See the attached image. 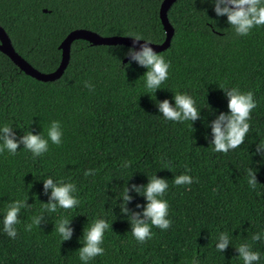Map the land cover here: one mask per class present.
<instances>
[{
	"label": "trees",
	"instance_id": "16d2710c",
	"mask_svg": "<svg viewBox=\"0 0 264 264\" xmlns=\"http://www.w3.org/2000/svg\"><path fill=\"white\" fill-rule=\"evenodd\" d=\"M160 2L0 0V26L48 72L74 28L161 42ZM166 17L163 50L76 38L53 80L0 51V264H264V0Z\"/></svg>",
	"mask_w": 264,
	"mask_h": 264
},
{
	"label": "water",
	"instance_id": "95a60500",
	"mask_svg": "<svg viewBox=\"0 0 264 264\" xmlns=\"http://www.w3.org/2000/svg\"><path fill=\"white\" fill-rule=\"evenodd\" d=\"M173 1L174 0H161L158 8V16L164 30V38L161 42H150L144 39L125 35H100L86 28H74L66 33L58 44V48L60 49V59L56 68L52 71L43 72L33 67L15 51L8 35L0 26V51L3 52L25 74L41 81L53 80L60 76L68 61L70 43L76 38L85 39L92 44H122L130 46L132 51L126 55L123 60L140 52H157L168 46L173 32V28L166 17V9ZM223 1L231 9L239 10L245 5L247 0H241L238 4H235L230 0Z\"/></svg>",
	"mask_w": 264,
	"mask_h": 264
}]
</instances>
